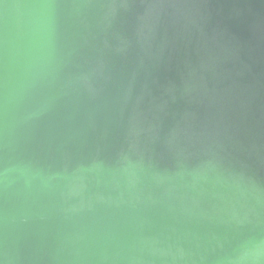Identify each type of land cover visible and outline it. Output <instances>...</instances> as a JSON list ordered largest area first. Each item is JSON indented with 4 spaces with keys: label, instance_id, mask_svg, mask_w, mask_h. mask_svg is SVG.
<instances>
[{
    "label": "clouds",
    "instance_id": "1",
    "mask_svg": "<svg viewBox=\"0 0 264 264\" xmlns=\"http://www.w3.org/2000/svg\"><path fill=\"white\" fill-rule=\"evenodd\" d=\"M80 4L82 15L95 10L103 18L105 30L113 26L117 6L131 9L129 0ZM18 16L8 46L15 57L13 94L27 101L26 119L54 111L72 89L95 93L97 84L111 78L113 60L155 39L161 25L178 16L197 20L200 37L217 54L213 70L221 69L234 87H246L240 83L248 74L244 49L228 29L199 11L196 0H142L132 35L115 45L105 40L103 49L91 45L86 24L66 38L61 49L53 0H21ZM5 45L0 30V81ZM83 47L94 53L87 66L67 72ZM163 88L173 101L199 91L187 80ZM165 108L166 103L159 105L145 117L146 140L137 136L111 151L97 150L86 163L62 171H28L20 196L25 204L46 209L34 215L54 232L55 251L49 254L54 264H202L204 257L197 259L199 234L180 236L169 224L181 218L238 233L230 251L214 264H264V232L241 231L252 223L253 213L264 216V175L257 174L230 142L199 131L198 116L190 110L161 134ZM3 196L0 190V245L5 231Z\"/></svg>",
    "mask_w": 264,
    "mask_h": 264
},
{
    "label": "water",
    "instance_id": "2",
    "mask_svg": "<svg viewBox=\"0 0 264 264\" xmlns=\"http://www.w3.org/2000/svg\"><path fill=\"white\" fill-rule=\"evenodd\" d=\"M55 23L61 49L66 38L88 26L91 45L103 49L105 40L115 45L132 35L135 13L142 0H129L131 9L117 6L113 26L105 30V21L95 10L81 14L80 0H53ZM199 11L228 29L244 49L248 74L233 86L219 68L213 70L217 54L197 31L195 18L178 16L167 19L155 39L136 44L130 54L112 61L111 78L96 85V92L72 89L57 101L54 111L43 116L29 114L27 101L13 94L15 57L9 51L19 20L21 0H0V30L6 41L3 53V79L0 81V173L3 174L5 231L0 245V264H54V232L47 221L34 213L45 208L25 204L20 194L30 169L62 171L86 163L97 150L111 151L124 141L139 137L146 140L145 117L166 103L161 134L187 111L198 116V130L224 139L244 153L247 163L264 175V0H196ZM87 47L78 49L66 69L78 71L93 55ZM187 80L198 92L173 101L163 86L182 85ZM239 96V100L236 97ZM260 210L257 209L256 212ZM252 223L241 231L264 232V216L252 214ZM176 234L200 236L197 259L214 264L230 251L238 233L224 226L185 220L169 221Z\"/></svg>",
    "mask_w": 264,
    "mask_h": 264
}]
</instances>
